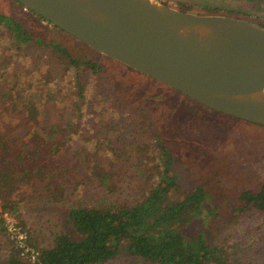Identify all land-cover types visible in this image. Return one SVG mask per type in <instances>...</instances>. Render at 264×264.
Here are the masks:
<instances>
[{
  "label": "trees",
  "instance_id": "trees-1",
  "mask_svg": "<svg viewBox=\"0 0 264 264\" xmlns=\"http://www.w3.org/2000/svg\"><path fill=\"white\" fill-rule=\"evenodd\" d=\"M0 25L10 27L18 41L31 39L18 22L1 14ZM50 47L69 62L68 72L75 86L69 93L50 87L40 75L23 76L21 71L12 69L18 72L12 76L8 75V66L0 68V209L27 228L29 241L38 250V261L107 264L119 245L125 243L132 256L131 262L125 264H264V180L256 188L238 192L233 210L238 217L235 226L239 225L209 242L201 230L189 236L182 230L200 215L205 191L200 185L181 188L172 170L171 152L160 139L147 144L135 139L131 147L136 145L135 155L129 151L124 156L128 161L133 158V166H137L132 168L137 169L139 181L154 179L151 186L137 187L129 196L120 197V188L113 189L112 178L118 172L110 164H103L102 158L81 155L90 163L86 166L88 176L73 178L78 176L76 168H82L79 163L72 165L60 148L74 127L83 135L76 128V120L88 116V70L92 74L99 72L94 61L74 56L56 43ZM51 116L54 119L50 120ZM117 116L116 110H96V117L108 119L110 126L97 127L92 147L106 148L111 158L116 156L119 160L121 146L127 142L122 135L118 145L112 144L119 125L114 122ZM40 191L45 192L46 201L65 204L66 219L77 237L56 231L44 244L35 241L25 226L21 208L28 197L39 195ZM3 222L0 216V234L7 247L6 264H30L8 238Z\"/></svg>",
  "mask_w": 264,
  "mask_h": 264
},
{
  "label": "rangeland",
  "instance_id": "rangeland-1",
  "mask_svg": "<svg viewBox=\"0 0 264 264\" xmlns=\"http://www.w3.org/2000/svg\"><path fill=\"white\" fill-rule=\"evenodd\" d=\"M199 1L202 2L199 5L204 3L205 6H230L237 0ZM190 8L194 11L203 10L197 2L190 5ZM0 14L18 22L31 36L25 42L18 41L10 27L0 25V68L8 66V75L18 73L12 69L21 71L23 76L40 75L48 81L50 87L69 93L75 88L71 83V73L68 72L69 62L60 52L50 47L52 43L64 46L74 56L94 61L97 66L99 73L92 74L88 70L85 84L88 116L80 121L74 119L78 123L76 128L83 135L74 127L60 148L61 154L72 165L79 163L82 168H76L78 176L74 179L87 178L89 154L90 157L102 158L103 164H110L118 172L112 180L113 189L120 188V197L131 195L137 187L151 186L154 179L149 177L139 181L137 169L132 168L137 166H133V158L128 161L124 156L129 151L131 156L135 155L136 145L131 147L136 140L147 144L157 138L171 152L172 170L181 188L200 185L205 191L202 211L183 226L184 234L189 236L201 230L206 240L212 242L239 225L237 223L235 226L238 217L233 210L238 192L244 188H256L264 180V126L215 111L187 98L151 76L56 30L47 24L48 21L14 0H0ZM98 109L118 111L114 122L119 125L112 144L118 145L122 135L128 143L121 146L119 160L116 156L111 158L106 148L101 153L104 150L92 147L97 127L110 126L108 119L96 117ZM49 119L54 118L51 116ZM105 132L111 136L114 133ZM81 155L87 157L81 159ZM38 194L28 197L21 208L25 226L30 229L35 241L44 244L56 231L77 237L66 219L65 204L62 201H46L44 191ZM80 195L79 192L78 197ZM6 216L9 219L5 222L15 223L26 233L27 243L36 248L29 241L27 228L20 226L13 215L7 213ZM6 255L5 238L0 234V264H6ZM131 258L125 243H121L107 264H125L131 262Z\"/></svg>",
  "mask_w": 264,
  "mask_h": 264
},
{
  "label": "water",
  "instance_id": "water-1",
  "mask_svg": "<svg viewBox=\"0 0 264 264\" xmlns=\"http://www.w3.org/2000/svg\"><path fill=\"white\" fill-rule=\"evenodd\" d=\"M16 1L196 102L264 126L263 27L160 0Z\"/></svg>",
  "mask_w": 264,
  "mask_h": 264
},
{
  "label": "flooded vegetation",
  "instance_id": "flooded-vegetation-1",
  "mask_svg": "<svg viewBox=\"0 0 264 264\" xmlns=\"http://www.w3.org/2000/svg\"><path fill=\"white\" fill-rule=\"evenodd\" d=\"M160 1L167 5L173 6L179 10H186V11L202 13V14H224V15H230V16L242 18L251 21L264 28V0H237L235 1V3L230 4V6H227L225 4L224 5L215 4L210 6L207 4L208 6L205 7L206 4L203 3L200 4L201 8L203 9L202 11H194L192 8H190V5H193L195 2H197L198 7H200L199 3L202 2H200L199 0H190L188 2L180 1V0L178 1L160 0ZM239 5L243 6V8ZM47 24L51 25L56 30L62 31L63 33L72 36L68 32L62 30L61 28H59L54 24H51L50 22H48Z\"/></svg>",
  "mask_w": 264,
  "mask_h": 264
},
{
  "label": "built area",
  "instance_id": "built-area-1",
  "mask_svg": "<svg viewBox=\"0 0 264 264\" xmlns=\"http://www.w3.org/2000/svg\"><path fill=\"white\" fill-rule=\"evenodd\" d=\"M7 213L8 212L1 211L0 209V216L4 219L3 223L8 238H10L19 249L20 256L26 259L30 264H41L37 259L38 250L26 241V233L12 221L5 222L9 219V217L6 216Z\"/></svg>",
  "mask_w": 264,
  "mask_h": 264
}]
</instances>
